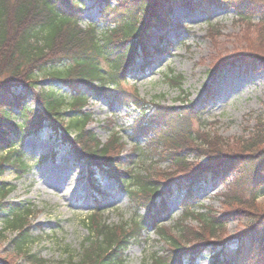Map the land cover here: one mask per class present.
<instances>
[{"label": "trees", "instance_id": "obj_1", "mask_svg": "<svg viewBox=\"0 0 264 264\" xmlns=\"http://www.w3.org/2000/svg\"><path fill=\"white\" fill-rule=\"evenodd\" d=\"M79 1L0 0V151L5 152L0 160V218L4 223L0 240L7 239L9 232L17 233L11 244L24 254L32 245L28 220L35 213L34 205L25 207L6 200L14 189L2 178L6 165L17 175L27 174L29 167L24 160L22 142L30 136L43 135L44 131L58 143L57 150H67L77 162L90 166V185L98 196L102 185L97 177L101 173L113 180L120 191L129 194L137 206L148 208L142 222L130 233L121 229L120 237L102 223L99 209L91 214L88 225L91 237L85 243L86 248H90L91 239L96 240L93 245L100 240L107 246L105 249L100 246L94 252L97 264H126V253L134 242L140 241L142 231L161 226L159 220L162 214H167L164 191L172 186H160L155 180L157 176L151 173H121L124 167L118 158L108 157L111 144L102 145L87 130L91 116L83 108L91 99L105 98L110 106L134 108L138 115L131 128L132 138H149L151 144L163 151L162 158L169 163L171 171L185 174L186 183L177 186L186 220L197 218L213 235L226 226L229 218L248 225L238 238L237 247L226 248L223 254L215 251L212 264H264V208L259 203L264 196V115L256 118L257 126L249 139L230 142L200 134L195 126L200 114L187 100H181L179 107L159 101L147 106L137 89L128 92L121 86L133 75L138 63H142L143 71L155 52L169 53L166 45L149 46L155 29L165 30L175 25L169 13L181 11L185 18L198 12L208 16L212 9L232 10L239 21L249 23L258 19V42L264 44V0H104V12L114 15L115 22V28L104 32H98L93 25L86 29L81 26ZM112 1L118 3L114 8ZM249 58L252 67L260 60L254 53ZM101 62L108 66L107 71L102 69ZM221 68L216 74L221 73ZM39 76L58 81L71 94L70 100L68 93L64 96L42 91L38 95L40 107L31 109L26 105V95L36 87ZM184 79L173 72L165 77L166 84L177 91H182ZM20 90H26L23 96L18 94ZM65 108L71 111L72 118L68 121ZM17 112L20 122L15 120ZM111 137L121 140L115 130ZM58 155L57 152L52 157ZM193 155L195 159L207 156L210 160L204 166L195 165L190 162ZM177 174L162 177L170 180ZM218 183H228L222 196L224 215L214 214L211 208L197 203L195 187L200 190ZM170 190L168 193L172 194ZM99 202L97 199L96 203ZM159 235L174 251L164 262L155 259L159 264H182L184 254L189 253L193 260L200 252L199 248L189 251L188 247L182 248L164 229L159 230ZM0 264L5 263L0 259Z\"/></svg>", "mask_w": 264, "mask_h": 264}, {"label": "rangeland", "instance_id": "obj_2", "mask_svg": "<svg viewBox=\"0 0 264 264\" xmlns=\"http://www.w3.org/2000/svg\"><path fill=\"white\" fill-rule=\"evenodd\" d=\"M103 1H79V19L83 28L93 25L98 32L115 28L114 15L104 12ZM117 5L112 1V7ZM171 18L176 20L175 25L167 27L161 34L154 31L156 38L149 45L166 44L169 53L155 52L143 71L142 63H138L133 75L121 86L128 92L137 89L147 106L159 101L166 106L179 107L181 100H187L200 114V120L195 121L200 134L225 138L230 142L249 139L257 126L256 118L264 115V44L258 42V19L249 24L239 21L234 11L223 9H212L208 16L198 12L185 18L181 11H177ZM253 53L260 58L254 67L248 61ZM100 65L104 71L108 70L104 62ZM221 66V73L216 74ZM171 72L185 78L182 91L173 90L166 84L165 77ZM39 78L36 87L26 95V105L31 109L40 107L38 95L42 91H54L64 96L69 94L58 81L47 76ZM25 91L20 90L18 94L23 96ZM70 97L71 94L67 99ZM83 109L91 116L87 130L94 133L102 145L111 144L108 157L118 158L124 167L121 173H151L157 176L155 180L160 186L166 188L170 184L173 187L172 191L169 187L164 191L168 211L159 220L161 226H151L142 231L140 241L134 242L126 253V264H159L155 259L164 262L173 256L174 251L168 241L159 237L160 229L175 237L182 248L188 247L187 251L199 248L200 252L193 260L189 253L184 254L182 264H212L217 252L221 254L226 248L237 247L238 238L248 229L247 224L229 218L226 226L213 235L197 218L185 219L182 194L177 186L178 183H186L185 174L180 170L171 171L169 163L162 158L163 151L151 144L149 138H132L131 128L138 115L134 108L120 104L110 106L108 100L102 98L91 99ZM64 110L68 121L72 118L71 111L69 108ZM15 120L21 121L18 112ZM114 130L119 133L120 142L111 137ZM43 133L22 142L24 160L29 167L27 174L17 175L6 165L2 178L14 189L6 200L25 207L34 205L35 213L28 220L32 245L25 254L18 252L11 244L17 233L9 232L7 239L0 240V259L5 264H87L89 261V264H97L94 252L100 246L103 249L107 246L100 240L93 245L96 240L91 239L90 248H86L85 243L91 237L88 226L91 214L99 209L102 223L120 237L121 229L126 233L135 229L146 217L148 208L137 206L129 194L118 191L113 180L101 175L98 180L103 185L102 191L99 196L94 194L87 182V165L78 163L74 154L67 150H57L55 139L46 131ZM75 136L73 133V138ZM55 151L59 155L54 160L50 156ZM211 154L207 153V156ZM4 156L5 152L0 151V160ZM207 156L195 159L193 155L190 162L204 166L210 160ZM165 174L177 176L168 180L162 177ZM126 180L130 179L127 177ZM227 185L218 183L200 190L195 187L199 198L197 203L211 208L214 214L224 215L222 196L227 192ZM169 190L172 194L168 193ZM96 199L100 202L96 203ZM259 200L264 208V196ZM3 225L0 218V229ZM223 244L228 247H223Z\"/></svg>", "mask_w": 264, "mask_h": 264}]
</instances>
